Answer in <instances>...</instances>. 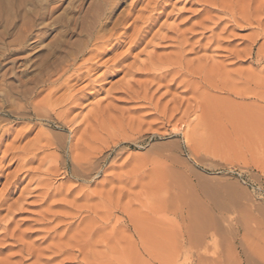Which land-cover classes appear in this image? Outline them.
Segmentation results:
<instances>
[{
  "label": "rangeland",
  "instance_id": "obj_1",
  "mask_svg": "<svg viewBox=\"0 0 264 264\" xmlns=\"http://www.w3.org/2000/svg\"><path fill=\"white\" fill-rule=\"evenodd\" d=\"M0 264H264V0H0Z\"/></svg>",
  "mask_w": 264,
  "mask_h": 264
}]
</instances>
